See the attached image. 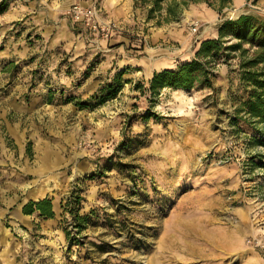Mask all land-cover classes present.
I'll return each instance as SVG.
<instances>
[{
	"label": "rangeland",
	"instance_id": "rangeland-1",
	"mask_svg": "<svg viewBox=\"0 0 264 264\" xmlns=\"http://www.w3.org/2000/svg\"><path fill=\"white\" fill-rule=\"evenodd\" d=\"M71 1L8 0L0 13V125L20 128L5 130L8 149L0 156L8 185L20 171L27 186L0 190V264H264V124L247 122L240 110L238 58L214 66V89H149L154 70L193 58L202 40L217 37L222 20L264 18V0H229L220 10L190 2L160 24L163 7L148 19L150 1L133 0L131 20L125 25L112 16L121 28L108 41L98 39L78 77L52 83L40 65L51 59L44 46L51 39L34 9L66 18ZM118 35L130 62L121 67L128 68L120 89L97 101L120 68L111 66L93 88L76 93L100 62V48L114 46ZM35 46L39 51L27 49ZM57 55L70 71V54ZM43 145L51 162L39 157ZM72 191L82 197L78 213L88 215L81 227ZM44 193L61 208L50 217L64 232L59 242L39 232V222L50 218L23 212ZM27 220L39 222L29 228L22 225Z\"/></svg>",
	"mask_w": 264,
	"mask_h": 264
},
{
	"label": "trees",
	"instance_id": "trees-1",
	"mask_svg": "<svg viewBox=\"0 0 264 264\" xmlns=\"http://www.w3.org/2000/svg\"><path fill=\"white\" fill-rule=\"evenodd\" d=\"M150 1L147 18L154 17L153 13L161 7L165 14L157 18L156 23L161 20L169 21L178 17L182 6L190 2L205 1L209 6L217 3L218 9H222L229 0H141ZM165 2L162 6V2ZM8 0H0V13L8 6ZM247 45V47L245 46ZM238 58L239 83L245 87L244 98L241 109L246 115L247 122H258L264 124V18L252 14H241L234 19H224L218 24V35L213 38H205L200 42L193 58L178 64L176 67H166L155 70L149 79V89L158 93L160 88L171 87L175 89L190 90L194 86H207L214 89L213 68L220 61H228ZM128 67L118 68L113 76L112 84L101 90L97 101L114 96L120 89L123 79L122 75ZM129 78L125 80L128 82ZM259 132L264 130L259 129ZM71 204L76 210L73 219L77 227L88 222V215L79 214L82 197L79 193L72 191ZM23 212L31 214L38 212L43 218L54 215L52 200L45 196L38 200H29L23 206ZM70 240V237H68Z\"/></svg>",
	"mask_w": 264,
	"mask_h": 264
},
{
	"label": "crops",
	"instance_id": "crops-1",
	"mask_svg": "<svg viewBox=\"0 0 264 264\" xmlns=\"http://www.w3.org/2000/svg\"><path fill=\"white\" fill-rule=\"evenodd\" d=\"M75 1H81L87 3L90 0H72L71 3ZM235 1L240 2L241 0H235ZM101 2L105 12H108L109 15L111 16L120 18L125 23V25L126 22H129L131 20L130 14L132 13L133 0H101ZM204 10L206 14L212 15L214 13L210 8L208 9L205 8ZM58 13H59L58 10L56 11L48 10L47 8L34 9L33 18L39 23V25H41L42 31L45 34H47L51 39L49 43L44 45L45 47H48L50 51L51 59L44 61L43 63L41 62L40 65L43 69H45L46 73L50 75V81L52 83L63 82L66 85H69L74 81L75 78L78 77L80 70H83V68L86 67L87 63L96 55V47L97 45L100 46V43L98 42V39L96 37L81 32L84 30L74 29L71 26H69V24L66 21V18H59ZM56 19H58V21ZM75 30L78 32L80 31V34L76 33ZM114 41H115L114 46L107 48H100L101 51L100 62L96 65V67H93L94 69L90 72L89 78L83 81L81 89L80 90L74 89L76 93L77 91H81L82 89L89 90L93 88L94 83H97L99 81V79L97 80L96 76L97 75L102 76V74L99 75L101 71H104L105 69L107 70L111 66L121 68L123 66L129 65L128 63L130 62L126 60V54H124L123 52L124 45L122 43L124 41V37L122 35H118L115 37ZM22 49H17L16 51H20V53L21 52L25 53L26 51L25 48ZM27 49L30 51H39L38 46L29 47ZM59 50L69 53L71 56V60L73 61V63L71 66V70L68 72L67 70H65L64 65L62 66L59 64V56L57 55V52ZM12 53L13 51L11 50L7 51V54H12ZM36 65L37 62H35V66ZM160 69H156V70H160ZM82 91L81 94L84 93ZM16 103L19 104L18 102ZM20 110L21 107H18L17 111ZM31 126L35 127V124L33 125L31 124ZM8 129L14 131V133L17 134L18 131H20V128L18 126H12L7 121L5 122L4 125L3 124L0 125V152L4 149L6 150L8 149L5 143V135H6L5 130ZM37 138L38 139L41 138L43 140V137H41L40 135L37 136ZM43 149L45 150L46 154H41L39 155V157L43 159L42 160L43 162H51L52 160L49 157L50 156L49 152L51 151L50 146L43 145ZM8 158L10 159V161L13 159L16 162V157L14 156L13 153H10V157ZM22 158H24V156ZM4 162H6L4 156H0V190H25L27 186L23 182L22 173L20 174V171L17 172L16 171L17 169L15 168H11V169L16 171L17 174H15L13 177L9 176L11 182L10 185H8L7 183L8 173L6 171L7 168L4 166ZM37 190H47V188L43 186V188ZM45 194L47 193L41 194L39 195V197L41 198ZM52 207L55 215H58L61 210L59 203L53 201ZM25 222L26 224L25 223L22 224L23 226L32 228L36 226L35 223H38L39 221L27 220ZM38 227H39V232L42 234H48L51 240L57 239V241L59 242L64 237V232L62 229L59 228L58 220L56 219L50 218V219L42 220L39 222ZM48 235H46V238Z\"/></svg>",
	"mask_w": 264,
	"mask_h": 264
},
{
	"label": "built area",
	"instance_id": "built-area-1",
	"mask_svg": "<svg viewBox=\"0 0 264 264\" xmlns=\"http://www.w3.org/2000/svg\"><path fill=\"white\" fill-rule=\"evenodd\" d=\"M64 15L74 29L84 30L91 36L105 41L121 28L120 22L106 14L98 0H91L89 3L75 1L65 10ZM197 25L198 22H193V29H196Z\"/></svg>",
	"mask_w": 264,
	"mask_h": 264
}]
</instances>
